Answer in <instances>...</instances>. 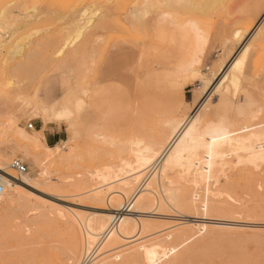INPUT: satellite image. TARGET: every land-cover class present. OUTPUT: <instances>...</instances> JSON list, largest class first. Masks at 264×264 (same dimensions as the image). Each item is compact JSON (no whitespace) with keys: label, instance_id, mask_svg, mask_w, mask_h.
<instances>
[{"label":"rangeland","instance_id":"374dc122","mask_svg":"<svg viewBox=\"0 0 264 264\" xmlns=\"http://www.w3.org/2000/svg\"><path fill=\"white\" fill-rule=\"evenodd\" d=\"M78 1L86 11L80 17V28L75 29L71 24L74 11L60 0H0L4 23L0 29V157L4 162L0 167L9 164L7 171L22 180L24 175L18 177L10 169L12 160L18 159L27 168L26 178L43 188L41 192L8 178L30 191L31 200L29 206H15L7 212L0 205V264L66 263L76 245L82 255L79 264L97 262V250L106 239L87 242L83 222L101 218L95 213L114 214L106 204L80 201L77 183L83 174L97 187L112 173L121 172L120 178L131 179L136 165L127 167L134 160L127 150L128 132L139 121L147 127L150 117L169 110L184 120L221 118L234 129L248 126L250 135L264 139V23L258 21L264 7L258 13L255 10L261 7L260 0H191L187 8L167 5L163 13L149 14L147 24L127 17L132 7L139 8V0ZM234 33L245 38L243 44L234 42ZM101 45L109 46L112 65L128 80L115 90L120 105L109 116L107 136L92 141L85 133L79 139L80 75L84 74L85 82L92 80L97 53H103ZM240 62L239 71L234 70ZM232 75L236 85L230 82ZM135 94L142 99L147 96L151 103H139L142 108L135 112L137 103L130 101ZM53 147L58 150H48ZM239 154L218 161L214 176L219 179L216 185L214 179L208 185L213 197L206 195V185L197 189L199 199L207 201V212L189 207L195 187L181 174L183 179L179 176L176 182L182 187L179 190L180 185H175L179 194L172 196L177 198L140 214L141 228L137 226L128 237L174 246L173 256L162 257L158 264H264V161L255 163V168ZM145 171L128 202L158 175V168ZM176 173L170 175L173 182L180 175ZM0 175L5 173L0 171ZM117 185H103L99 191ZM158 185L155 191L160 197L165 189ZM57 205L75 210V218L56 209ZM70 220L76 222L80 236L74 234ZM171 231L175 234L166 239ZM114 260L103 264L143 263L133 252Z\"/></svg>","mask_w":264,"mask_h":264},{"label":"bare ground","instance_id":"6f19581e","mask_svg":"<svg viewBox=\"0 0 264 264\" xmlns=\"http://www.w3.org/2000/svg\"><path fill=\"white\" fill-rule=\"evenodd\" d=\"M53 1H59V0H53ZM60 1L63 2V6L70 4L69 6L70 11H74L75 13V18L74 20H72L71 24L74 25L73 27L76 26L75 29L78 27L80 28V17L86 11V8L85 7L80 8L78 0H60ZM190 1L191 0H139V3H138L140 5L139 8L132 7L128 11L127 17L131 15L130 17L133 16V19L135 18V21H136V18H137V21L143 19L144 24H147L149 23L148 15L151 14L152 12H155V14L158 15V14L163 13L162 8L167 7V5H171V6L172 5H175V6L184 5L185 7L186 6L185 4H187ZM260 2H261V7L259 8L255 7V10L257 8V13L260 12V10L264 7V0H260ZM189 6L190 5H188V9L191 8ZM196 7L198 6L196 5ZM168 16L166 17L168 18ZM133 19L131 21L132 23L134 22ZM258 21H260V25H262V23H264V15L262 19ZM3 26H4V23L0 21V29H2ZM232 39H234V42H237V43L242 41V44L245 41V38H243V36L240 35L239 33H234ZM2 42L3 41L0 39V45L2 44ZM66 43L68 44L69 42L66 40ZM67 44L64 43L63 45H67ZM104 47L103 46L101 47L103 48L102 50L103 53L102 54L100 53L101 55H99V53L96 52L97 59L93 63L94 75L92 76V80L85 82L84 74L82 73L80 75V84H79L80 88H79V96L77 99L79 139H83V137H85L84 136L85 133L86 135H88V138L91 139L92 141L95 140L94 139L95 137L105 138L107 136V127L110 121L109 116L112 113H114L120 105V101H119L120 98L115 90L119 88L118 85L123 84L127 82L128 80L127 76L122 75L119 72L120 70H118V68L112 65V62L110 60L109 46L106 45ZM98 48L97 50L101 52V50ZM15 49L16 48L14 47V50ZM241 65H242L241 62L238 63L235 66L234 70L239 71ZM223 76L221 78H223ZM138 77L139 75L135 77V80ZM221 78L219 81L222 80ZM230 82L231 84L236 85L237 78L234 75H232ZM201 85L203 86V88L207 87V83H205L204 80L201 81ZM138 86H140V84ZM130 101L137 103L135 106V112H138L142 108L140 104L144 106L148 103H151V101H148L147 96H144V99H142L141 97H137L136 94ZM41 116L43 115H41L40 113V117ZM41 119L43 120L42 117ZM149 121L150 123L149 124L147 123V127H146V123L143 124L142 121H139L138 126H134L130 128L128 132L129 141H128L127 150H128V154L134 160L131 161L132 163H130L129 161L130 165H128L127 167L131 168L132 164L136 165V168L132 169L136 173L133 172V175H132L131 174L132 171L130 172V176L132 175L130 177L131 179H129V177L126 178L127 176L125 177L127 172L125 175L123 174V177L125 178H120L122 177V175L119 176L121 172L119 175L111 172L112 174L105 176L103 180L101 179L102 182H104L103 185H105L106 187L111 186L113 184H118V185L117 187L115 186V188H111V187L110 189L107 188V190L105 191H99L101 190V187L103 185L101 187H97V184L94 183V180L88 177L87 175L83 174L78 180L77 186L79 188V193L77 197L80 199V201H88V202H93V203L101 204V205L106 204L109 207V210L114 214L113 216V215H109L108 213L107 214H102V212L101 214L95 213L93 214L95 216L102 215L101 218H94L93 220L89 218L91 221L86 219V221L84 220L83 222L84 225H82V227L83 226L84 227L82 231H84L83 234L86 236L87 242L92 243L95 240L97 241L99 239L98 237H103V236L106 239V241L103 239L104 243H101L100 249L97 250L98 252L96 254L97 262L95 264H103L106 260H109V259L120 260L124 256V254L126 253L129 254L132 252L137 253L138 255L141 256L143 260V263L141 264H158V262L160 263L159 261L160 259L162 260L163 258H166L168 255L173 256L174 250H175L174 246L164 247V245L162 244V241H159L157 239L150 240V241H144L140 237L138 238L136 237L135 240L132 239L133 237L130 238L131 237L130 232L135 231L137 229V226H140L141 228V225H140L141 222H139L138 220V217H140V214H143L147 210L149 212V209L151 208L161 207L164 203H168L167 201L172 202L173 200H175L177 197H172V196H174V193L179 194L178 191L182 187L180 184H179L180 186L178 185L177 183L178 181L176 180L178 179L179 176H180V179L182 176L183 177L185 176V179L189 178L191 181L189 182L192 183L195 187L193 188V192L190 195L189 207H191L192 209L201 208L203 211L207 212V208H208L207 201H205L204 199L200 200L199 195L198 193H196V191L198 188L200 190V187H201L200 185H203V186L206 185L207 186L206 191L209 192L208 185L210 184L212 179H214L212 184L217 183L218 177H215L214 175H215V168H216L218 161L220 160L222 161V159L225 158L226 156L228 157L231 156L230 155L231 153L237 154L235 155L237 157H239L238 156L240 155L239 153H242L247 158L245 159L244 162H246L247 160L248 162L254 164L253 167H255V163L264 161V141H263L264 139H257V138L255 139V136L252 133L250 135L248 132L250 131L249 130L250 127L248 126H243L239 129H234L232 128V126H230L228 122H226L224 119H221V118L212 120L207 117L201 119L200 117L196 116V118L191 117L188 120V117H187V120L186 119L184 120L182 119L181 116H176L175 112H172L169 110L163 111V113L160 114L155 119L150 117ZM86 130L88 131V133ZM242 132H248V133L242 136L237 135L238 133H242ZM48 150L57 151L58 148L53 147V148H48ZM129 160H132V159H129ZM2 162L4 161L0 157V164H2ZM248 162L246 163L248 164ZM36 163L38 164V159H36ZM8 168H9V164L1 166L0 171L4 172L5 174L9 176H12L10 172L7 171ZM148 168H152V169L158 168L157 177L155 173V175L153 176V178L154 177L155 178L152 179L153 181H151L146 186H144L145 188L144 189L142 188V191L140 190V193H138L139 196H134L132 201L128 202V200L132 198V197L130 198V196H132L134 192H136L132 188L134 187L136 190V187L134 186V184L136 185L139 178H141L140 176V173H142L141 171L145 169H147L148 171ZM137 170L140 172H138ZM119 171H123V170L119 169ZM173 172H177L176 173L177 175L178 173L180 174L177 176V178L174 179L175 182H173V179L171 180L170 178V175ZM20 181L25 186H28L32 189H35L41 192L43 191V188H41L42 186L41 183H34L32 182L31 179L26 178L25 175H24V178H22V180ZM157 184L161 186L160 187L158 185L161 188V190L162 188L165 189V190H162L163 192L162 193L161 190H159L160 192L157 190L158 186L156 187V190L158 191V193L160 194L162 193L165 195L164 197L165 199L162 198L163 197L162 194H161L162 197L161 196L159 197V194L158 196L156 195L155 186ZM173 184L174 186L178 185L179 190L176 191L177 187L175 186L176 188H174L172 186ZM27 193H31V192L28 191L24 187L21 188L20 185L6 181L4 183V192L0 198V205L4 204V212H7L8 210L12 209L15 206H23L25 204H28V201L31 200V197ZM182 193L185 194V192H182ZM208 194L210 195V192L206 193V195ZM211 195L210 197H213ZM70 198L72 199V197ZM161 198L163 200H161ZM123 201L125 203H123ZM41 203L43 205L49 206L44 202H41ZM174 203L175 202H173L172 206H174ZM171 204L172 203H169L170 206ZM36 206L34 205L35 208ZM219 206L220 205H218V207ZM165 207H167V204ZM175 208H177V206ZM179 208L182 209L181 207ZM56 209L60 211H67L69 212V215L70 213L72 214V217L75 215V210L70 209V208H64L60 205H57ZM172 209L174 208L171 207L170 210ZM88 215L89 216H86V217H90V215L92 214H88ZM60 216H63V214H61ZM77 219L78 218L76 217V220ZM77 221H79V219ZM115 221H116V224L114 225L115 227L112 226L110 228V226ZM78 223H80V221ZM68 224L74 230V234L76 233L78 236H80L79 230L76 226V222H74V220H70L68 221ZM197 228L200 230L199 227ZM203 229L204 227H202L200 231H202ZM105 233H107L106 236H105ZM174 234L175 232L171 231L165 235V238L166 239L172 238ZM133 236H136V235H133ZM130 239H132L133 241ZM89 243L87 247H89ZM102 244L104 245L102 246ZM71 253L72 255L69 256V258L67 259L68 262L66 261V263L59 262V263H54V264H79L80 258L82 256L80 252V247L76 245L75 247H73V251Z\"/></svg>","mask_w":264,"mask_h":264},{"label":"built area","instance_id":"2783aa9c","mask_svg":"<svg viewBox=\"0 0 264 264\" xmlns=\"http://www.w3.org/2000/svg\"><path fill=\"white\" fill-rule=\"evenodd\" d=\"M29 127L32 128V125H30ZM10 169L15 171V173L17 174L18 177H21L22 175H25L27 173L26 166L18 159L12 160V162L10 163ZM8 178L13 180V181H18L19 183H21V181L19 179H17L16 177H12V176H9L7 174L0 175V198L4 192L5 181H9Z\"/></svg>","mask_w":264,"mask_h":264},{"label":"crops","instance_id":"0c3cea01","mask_svg":"<svg viewBox=\"0 0 264 264\" xmlns=\"http://www.w3.org/2000/svg\"><path fill=\"white\" fill-rule=\"evenodd\" d=\"M52 136H54V135H52Z\"/></svg>","mask_w":264,"mask_h":264}]
</instances>
